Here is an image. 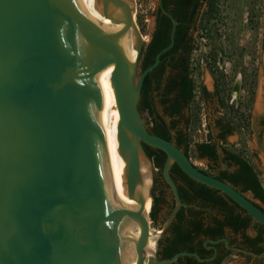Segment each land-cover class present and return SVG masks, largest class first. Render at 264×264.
I'll list each match as a JSON object with an SVG mask.
<instances>
[{
    "label": "water",
    "instance_id": "95a60500",
    "mask_svg": "<svg viewBox=\"0 0 264 264\" xmlns=\"http://www.w3.org/2000/svg\"><path fill=\"white\" fill-rule=\"evenodd\" d=\"M99 1L106 18L119 20L124 13L128 28L102 30L84 15L80 0H0V264H120L116 231L123 212L107 207L110 128L96 96L92 63L113 66L130 189L139 178L142 155L153 169V200L155 165L145 146L167 156L162 174L176 206L162 234L186 207L171 178L174 165L264 227V211L253 200L196 167L182 149L152 134L144 122L140 101L145 79L174 47L178 26L163 0L157 6L172 21L171 43L145 70L140 61L148 43L141 34L134 63L118 45L137 28L135 0ZM151 227L150 212L136 264H146ZM180 258L212 261L189 252L161 260L157 247L147 264H175Z\"/></svg>",
    "mask_w": 264,
    "mask_h": 264
},
{
    "label": "flooded vegetation",
    "instance_id": "af4514ba",
    "mask_svg": "<svg viewBox=\"0 0 264 264\" xmlns=\"http://www.w3.org/2000/svg\"><path fill=\"white\" fill-rule=\"evenodd\" d=\"M164 1L167 6L165 9L173 16L172 12L176 6L174 1ZM255 9V3L247 0H199L196 6L188 8L187 20L177 21L175 44L170 50L173 51L164 61V79L168 86L170 79L180 74L188 76V80L195 84V99L191 109L183 102L180 113L173 118H167V121L169 126L172 122H178L179 125L173 130L174 134L186 132L191 114L197 115V124L203 123V128L207 129L204 130L205 141L197 145H211L215 152V158H200L199 154H196L199 160L208 161L215 168L212 174L204 171L215 177L226 171L235 172L239 167L230 159V152L247 159L263 184L261 175L264 174V167L261 163L264 160V33L261 39L251 44L244 43L239 38L245 24L248 26L250 23V28L258 31L259 22ZM245 10L251 13L245 16ZM170 22L171 43L173 24L171 20ZM179 34L183 37L178 36L177 40ZM197 53L200 55L195 59ZM207 73L208 83L205 80ZM234 135L238 139L230 143L229 138ZM230 205L235 208L236 217L242 220L250 217L240 207L232 203ZM183 208L185 218L195 219L188 213L192 206L186 205ZM224 218L225 216L223 222ZM196 219L203 222V230L217 227L201 216ZM261 230V225L252 219L247 228L235 230L231 226H225L223 236L216 240L200 234L202 243L199 244L198 240L197 251L204 256L202 259L212 261L197 262L264 264V236L260 238ZM223 240H227L228 245ZM208 241L214 244L207 243Z\"/></svg>",
    "mask_w": 264,
    "mask_h": 264
},
{
    "label": "trees",
    "instance_id": "16d2710c",
    "mask_svg": "<svg viewBox=\"0 0 264 264\" xmlns=\"http://www.w3.org/2000/svg\"><path fill=\"white\" fill-rule=\"evenodd\" d=\"M175 9L172 14L178 22L187 20L188 8L192 5H197L199 0H173ZM164 7L167 9L165 1L163 0ZM214 9V7H213ZM212 10V8L210 9ZM156 28L151 41L144 48L141 55V69L145 70L151 66L156 55L170 44L169 33L171 29L170 20L162 14L157 8L156 14ZM182 27H180V33ZM181 34L177 35V40ZM173 51V50H172ZM162 56L161 63L151 74L147 76L142 89V96L140 101V111L146 112L149 116V131L161 138L175 143L177 147L182 149L185 154L190 158V129L197 115L190 116L186 132L182 131L177 134L173 130L179 125L178 122H172L169 126L167 118H173L174 115L179 114L182 108V103L185 102L186 106L191 109V105L195 99V84L192 80H188V76L178 74L172 77L168 86L165 84L164 74L165 66L164 61L168 54ZM188 73V70H187ZM180 81V82H179ZM166 85V86H165ZM157 99L162 108L163 114L158 113ZM149 157L153 160L155 168L161 173L163 171L167 156L159 151L145 146ZM195 154H199L200 158L209 156L215 158L214 147L211 145H196L194 149ZM231 160H233L239 167L235 172H223L217 177L218 179L230 183L235 188L239 189L242 193L252 192L255 199L264 204V187L259 174L255 171L252 164L245 158L239 155L228 152ZM214 160V159H212ZM171 178L176 183L179 191L180 198L183 204L192 206L188 213L195 217L185 218V209L181 208L178 212L174 223L162 235L158 243V257L161 260L171 259L176 254L182 252H189L198 254L201 258L204 256L197 251L198 240L199 244L202 243L200 234L205 238L216 240L218 237L223 236V228L231 226L238 230L240 228H247L251 223V218L246 220L236 217V210L234 206L239 207L228 197L220 192L203 186L188 176H186L177 165L171 169ZM163 193L155 197L154 205L151 211V218L153 222L157 220V213L159 207L163 204ZM175 202L171 205V211L175 209ZM243 210V209H242ZM244 211V210H243ZM197 216L209 220L210 223L215 224L217 227H209L203 230V222L196 219ZM225 221L223 222V217ZM262 238L264 236V227L261 226ZM175 264H199L194 258H180Z\"/></svg>",
    "mask_w": 264,
    "mask_h": 264
},
{
    "label": "bare ground",
    "instance_id": "6f19581e",
    "mask_svg": "<svg viewBox=\"0 0 264 264\" xmlns=\"http://www.w3.org/2000/svg\"><path fill=\"white\" fill-rule=\"evenodd\" d=\"M84 15L102 30L111 33L123 31L129 26L124 13L120 19L106 18L103 5L99 0H80ZM140 36L137 28H131L118 41L131 63L138 56ZM92 58V52H90ZM94 87L97 99L105 113L110 128V143L105 168V191L107 207L123 212L117 219V249L120 264H136L138 259L139 238L143 222L151 210V189L153 169L151 164L141 155L139 178L132 189L128 182V163L122 152L120 142V113L117 106L115 90L111 81L113 66L92 63ZM136 211L139 215H136ZM144 219V220H143ZM161 232H153L147 241L144 258L154 257Z\"/></svg>",
    "mask_w": 264,
    "mask_h": 264
},
{
    "label": "rangeland",
    "instance_id": "374dc122",
    "mask_svg": "<svg viewBox=\"0 0 264 264\" xmlns=\"http://www.w3.org/2000/svg\"><path fill=\"white\" fill-rule=\"evenodd\" d=\"M248 2L255 3V11H256V17L258 18L259 26H257L258 31H253L250 27V23L245 24L244 29L239 35V38L243 40L244 43H253L255 40H259L262 38L264 33V0H247ZM135 8H136V18H137V31L142 35L144 41L146 43H149L151 41V34L155 27V14L157 11V0H135ZM226 13V12H225ZM247 13H251L249 10H245L244 14L247 16ZM250 17V16H249ZM246 21V18H244ZM234 33H236V30H234ZM200 55L199 53L195 54V59H197V56ZM205 80L206 83L209 82V75L208 73L205 74ZM262 80V79H261ZM157 110L158 113L161 115L163 114L162 108L159 105V100L157 99ZM144 122L146 126L149 128V116L146 112H141ZM202 114V113H201ZM203 123L197 124L196 122L193 123L191 130H190V160L191 162L198 168H201L203 170L209 171L210 174L214 173V166L213 164H210L208 161H201L197 158L194 149L195 146L205 141V132L204 128L202 126ZM207 131V129L205 130ZM237 136L234 135L233 137L229 138L230 143H234L237 141ZM175 144V143H174ZM253 149V147H252ZM261 157H263L261 155ZM151 164V161H148ZM262 167H264V160H262L261 163ZM261 176H264L262 174ZM163 193V199L165 202L160 205L159 211L157 213V220L153 222L152 220V227L150 229V236H153V232H161V230L165 227L168 220L170 219L173 210L171 211V205L175 202L173 192L169 184L165 181L164 176L162 172L160 173L159 170L156 168L154 169V189H153V200H151V209L152 205H154L155 197L159 196V194ZM247 197H249L251 200H253L258 206H260L261 209L264 210V204L261 203L259 200L252 197V195L248 192L246 193ZM151 212V210H150ZM149 212V214H150ZM148 214V215H149ZM148 217L146 218V220ZM164 234V233H163ZM162 232L160 237H162ZM161 239V238H160ZM159 239V241H160ZM146 264L148 263V259L144 258ZM235 261V260H233ZM229 264H234L233 262H230Z\"/></svg>",
    "mask_w": 264,
    "mask_h": 264
}]
</instances>
